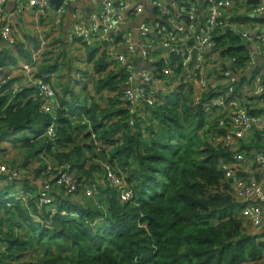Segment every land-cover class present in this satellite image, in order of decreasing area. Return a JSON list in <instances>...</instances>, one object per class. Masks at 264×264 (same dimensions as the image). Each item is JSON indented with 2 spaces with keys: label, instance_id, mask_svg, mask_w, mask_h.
<instances>
[{
  "label": "trees",
  "instance_id": "obj_1",
  "mask_svg": "<svg viewBox=\"0 0 264 264\" xmlns=\"http://www.w3.org/2000/svg\"><path fill=\"white\" fill-rule=\"evenodd\" d=\"M215 41L217 53L234 59L237 68L246 67L249 53L243 40L228 30ZM17 47L20 59L28 62L31 53L22 44ZM93 56L90 52L89 59ZM18 63L3 51L0 79L4 68ZM94 66L99 77L92 103L71 109L64 90L55 119L40 111L37 89L13 91L12 79L0 86V143L17 137L13 144L23 142L24 150L20 167L43 157L36 176L49 172L56 179L58 170L69 166L80 184L73 194L54 185L55 199L45 206L26 181L23 199L0 187V263L261 264L264 231H243L240 205L231 197L222 169L233 153L206 139L216 129L206 127L201 105L192 106V91L181 88L129 127L117 75L106 71L103 60ZM53 69L45 65L38 76ZM103 95L109 96L105 107L95 101ZM51 123H56L53 137L38 132ZM26 132L36 134L22 138ZM258 135L245 152L264 150ZM109 173L126 182L131 200L121 202L108 184ZM93 183L96 195L86 198L84 187Z\"/></svg>",
  "mask_w": 264,
  "mask_h": 264
},
{
  "label": "built area",
  "instance_id": "obj_2",
  "mask_svg": "<svg viewBox=\"0 0 264 264\" xmlns=\"http://www.w3.org/2000/svg\"><path fill=\"white\" fill-rule=\"evenodd\" d=\"M78 0H65L56 10L57 24L62 22L69 5ZM95 2V10L91 14L89 22L83 19L79 13L75 16L72 33L67 38L69 42H80L90 50L97 53L103 52L107 47H115L119 43L117 38L126 29H132L136 33V41H130L129 35H125L122 44L125 53L106 54V71H117L118 92L121 93L120 101L128 111L129 127L135 125V121L142 117L145 110L161 103L166 97L183 88L186 92L192 91V106L203 107L206 114V127L215 126L216 132L206 133V139L214 147L221 146L233 154L230 163H222L225 174L235 201L240 205V216L253 229L264 227V150L252 151L249 156L259 169V175H242L246 160L243 152L239 151L240 141L250 134L264 132V67L259 68L248 80L241 84V76L246 71L237 68L235 60L223 57V61H217L220 65L218 75H212L204 64L205 54L214 51V43L211 40V32L222 25L221 19L228 10L234 8L239 0H203L207 8V16L200 20L194 6H188V0H182L177 20L170 22V15L162 16L157 21H138L133 29L131 19L143 14V8L132 0H89ZM152 6L162 9L159 0H146ZM250 6L249 17L258 21L264 16V0H243ZM8 0H0V54L3 53V44H15L12 38V25L3 22V11ZM17 8L20 12L35 9L36 14H45L50 7V0H17ZM132 14V15H130ZM130 16H132L130 18ZM259 26V24H257ZM126 27V28H124ZM243 42L254 46H264V31L257 30L251 36L242 34ZM46 41L39 39L38 49L32 53L30 63L21 65V70L29 80L25 86L35 88L41 99V111L54 113L59 108L56 92L51 82V75L41 78L35 77L36 71ZM194 52V56H193ZM140 59V69H135L134 61ZM251 60V59H250ZM234 64V65H233ZM253 63L248 62V67ZM137 71V72H136ZM247 75L246 77H248ZM7 82L6 77L0 79V86ZM175 88L170 91V86ZM17 87L14 91H17ZM249 95V96H248ZM246 97V98H245ZM261 101L263 112L258 115L251 114L247 109L249 99ZM207 128L204 129L206 132ZM209 129V128H208ZM55 125L46 130V135L53 137ZM69 166L58 170V178L49 176V172L42 176L47 178L39 185V203L42 206L54 201L50 196L52 187L63 185L68 194L77 191L73 176L68 172ZM107 170V169H106ZM107 172H109L107 170ZM25 174L21 168H9L6 164H0V177L8 183H13ZM55 180V184L51 181ZM108 184L115 188L122 202L133 198L131 190L126 182L115 174H108ZM97 192L95 183L85 189V197L91 198ZM25 194L24 192L21 194ZM20 195V196H21ZM1 264V263H0Z\"/></svg>",
  "mask_w": 264,
  "mask_h": 264
},
{
  "label": "crops",
  "instance_id": "obj_3",
  "mask_svg": "<svg viewBox=\"0 0 264 264\" xmlns=\"http://www.w3.org/2000/svg\"><path fill=\"white\" fill-rule=\"evenodd\" d=\"M132 1H136L137 5L143 8V14L131 19V27L133 29H135L138 21L142 19L149 22L157 21L162 16V13L164 14V17L165 15H170L172 18L169 21L173 22L174 20H177L179 8L183 5L182 0H159L162 5V9H159V7L152 6V4L146 0ZM17 4V0H8L4 7L3 22H9L12 25V38L14 39L15 44L9 45L4 43L3 49L5 55L19 59V63L15 66H8L4 68V72L10 77V79L13 80L15 88L17 85L25 87V84L29 79L25 77V74L20 67L22 64L27 62L24 59H20L17 45L22 44L24 46V50L31 53V59L28 60V63H30L32 60V53L38 49L39 39H44L47 44L44 48V52L42 53V57L40 58L39 65L34 72V76L38 77V74H40L43 66L45 65L55 68L53 69L54 71L50 73L53 80L51 84L54 86L55 91H59L61 97L64 90H66V92L69 91V95H66V100L71 105V109H76L84 103L91 104L92 102L90 101V98L96 97L95 85L99 76L95 73V62L98 60H103L106 64V54L125 53V46L122 44V40L125 35H129L130 41L132 39L136 41L135 31L132 29H126L121 33L120 37L117 38V42L119 43L118 45L115 47H107L103 52L100 53L90 50L80 42H69L67 38L72 33L75 16L80 13L83 16V19L86 22H89L90 16L95 10L94 4L96 3H90L89 0H78L69 5L68 10L60 24L56 23V10L53 6H51L45 14L38 15L36 14L35 9H28L25 12H20L17 8ZM191 5L196 8L200 20L207 16V8L205 7L203 0H188V6ZM249 13L250 6L244 3L243 0L236 2L234 8L224 13L221 19L222 25L211 32V40L216 43L215 40L221 37L222 32L228 30L232 32L233 36L238 37L239 39L243 33L251 36L254 33L256 34L257 30L264 31V16L260 18V23H257L249 17ZM131 17L132 16H130V18ZM257 24H259V26H257ZM244 44L247 47L249 53V61L253 63V65L248 67L249 61L247 62V65L244 68L246 71L240 78L242 80L241 84L247 82L248 80L245 79L251 77L259 68L264 67V46L262 44H255L254 46H251L245 42ZM46 50L48 52H46ZM90 52L94 54L93 59H89ZM46 53L49 54V56H46ZM44 54L45 56L43 57ZM134 64L135 69L138 71V69H140V59L137 58L134 61ZM69 71L71 72L70 76L68 75ZM110 73H113L114 76L117 75V71H112ZM64 75H66V77ZM215 75L217 76L218 72ZM247 75L249 76L246 77ZM101 77H103V75ZM174 88L175 87L171 85L169 89L172 91ZM108 99L109 96L105 97L103 95V100L96 98L95 101L98 102L102 107H105L108 106ZM255 101L256 99L254 98L249 99V103L247 104L248 109L250 111L258 109L263 112L261 108V101L260 103H256ZM258 136L262 137L264 140V132H260ZM24 137H34V134H29L26 132L24 135H22V138ZM257 138V134H250L246 136L245 139L240 141L239 151L247 154L245 155L246 159L249 158V162L245 160L244 168L241 171V174H256L259 178L261 176L259 175V168H255L256 165H253V162L249 156V153H251L252 150L251 152L247 153L243 149H248L250 146H253L255 143H257ZM14 140L15 136H11L0 143V162H4L9 166H19L18 164H22L23 162L22 160L24 150L20 149V147L23 145V142H17L15 144V146L17 145L15 151H18V156H14L13 153L11 154L13 150L9 149L7 146L8 143L13 147ZM7 154H11V156H8ZM20 158H22L21 161L19 160ZM38 167L39 164L36 162V160L32 161L27 166V175L37 170ZM20 180L21 181H17L14 184L11 190L13 194L19 196L24 192V185H26L23 181H26L27 184L31 185V187H35L37 195L39 193V185L41 182H45V180L41 177L35 179L31 183H29L24 177H22ZM98 181H100V179ZM2 183L6 184L7 182L0 179V184ZM3 186L5 185H1V187ZM56 194L57 191L53 186L49 195L55 198ZM242 228L245 233L259 234V232L264 231V227L261 229H253L246 221H243ZM0 251H2V249ZM260 263L264 264V259L261 260Z\"/></svg>",
  "mask_w": 264,
  "mask_h": 264
},
{
  "label": "rangeland",
  "instance_id": "obj_4",
  "mask_svg": "<svg viewBox=\"0 0 264 264\" xmlns=\"http://www.w3.org/2000/svg\"><path fill=\"white\" fill-rule=\"evenodd\" d=\"M46 52H48L47 50H46ZM47 54V53H46ZM45 56V54L43 55V57ZM46 56H49V54H47ZM223 61L224 59H223V57L222 56H217L216 54H215V52L214 51H212V52H210L209 54H205V56H204V64H205V67H206V69H207V71L208 72H210L212 75H215L217 72H218V70H219V68H220V65L218 64V62L217 61ZM110 73V72H109ZM69 76L71 75V72L69 71V74H68ZM65 77H66V75H64ZM69 78V77H68ZM97 82V81H96ZM102 100H103V98H102ZM103 105V104H102ZM127 121H128V119H127ZM7 146L9 147V149H12L13 150V152H11V154L13 153L14 154V156L16 155V156H18V151H15V149L17 148V145L15 146V145H13V147H12V145H10V144H8L7 143ZM11 154H7L8 156H11ZM20 161H21V158L19 159ZM247 160V162H249V158H247L246 159ZM37 161H39V162H42L41 160H37L36 159V162ZM96 164H98V163H96ZM18 165H21V163L20 164H18ZM35 165H36V163H35ZM40 165H42L41 163H40ZM9 168H11V167H9ZM29 183H31V182H33L35 179H38L39 178V176H36V174H35V172H32V173H30L29 175H24L23 176ZM43 177V176H42ZM1 185H6V184H0V186ZM7 189H10V187H6ZM231 197L232 198H234L233 197V194H231ZM260 233V232H259ZM28 260H30V259H28ZM263 264V263H262Z\"/></svg>",
  "mask_w": 264,
  "mask_h": 264
},
{
  "label": "clouds",
  "instance_id": "obj_5",
  "mask_svg": "<svg viewBox=\"0 0 264 264\" xmlns=\"http://www.w3.org/2000/svg\"><path fill=\"white\" fill-rule=\"evenodd\" d=\"M41 57H42V56H41ZM5 75H6L7 80L10 79V77H9V76L3 71V76L5 77ZM45 75H51V74H45ZM3 76H2V77H3ZM43 76H44V75H43ZM38 77H39V76H38ZM41 77H42V76H41ZM41 77H40V78H41ZM14 85H15V84H14ZM14 85H13V87H12L13 91H14V89H15ZM25 87H26V86H25ZM53 87H54V86H53ZM17 88H18L17 90H21V89L24 88V87L17 85ZM26 88H28V87H26ZM56 93H57V94H56V99H57L58 97H61V94L59 93V91H57ZM57 102H58V100H57ZM58 106H59V102H58ZM40 111H41V99H40ZM55 111H56V110H55ZM43 113H44V112H43ZM46 114H49V113H46ZM50 115H52V118L55 119V112H54V113H51ZM51 125H55V129H56V123H51ZM51 125H49V126H51ZM49 126H48V127H49ZM48 127H47V128H48ZM47 128H45V129H44V128H41L38 132L40 133V132L44 131V132H45L44 135H46V130H47ZM28 133H29V134H34V136H35V134H36V132H28ZM24 138H33V137H24ZM16 139H17V137H15V140H16ZM15 140H14V141H15ZM41 158H43V157H40V160H41ZM2 163L5 164L4 162H0V164H2ZM37 163L39 164V167H40V166H41V165H40L41 162L37 161ZM6 165H7V164H6ZM7 166H8V167H11V168H14V167L21 168V169H23V170L25 171V174L27 175V171H28L27 166H26V167H20V166H9V165H7ZM39 167H38V168H39ZM68 172L73 176V174H72V172H73V171H72V168H69V169H68ZM25 174H24V175H25ZM24 175H23V176H24ZM23 176H22V177H23ZM22 177H21V178H22ZM43 177H45V176H43ZM43 177L41 176L42 179H44ZM21 178H20V179H21ZM45 178H46V177H45ZM73 178H74V176H73ZM0 179H2L3 181L7 182L3 177H0ZM20 179H19V180H15L13 183H8V182H7L6 185L3 186V188L10 187L9 190H12L14 184H15L17 181H21ZM74 180H75V178H74ZM77 185H78V187L80 186V184H77ZM0 187H1V186H0ZM86 187H87V186H86ZM86 187H84V191H85ZM6 189H7V188H6ZM24 193H25V194L19 196V195H15V194H13V193L11 192V196H13V197H15V198H22V199H23V198H25V197L28 195V192H25V191H24ZM84 194H85V192H84ZM95 195H96V194H95ZM121 202H122V201H121Z\"/></svg>",
  "mask_w": 264,
  "mask_h": 264
},
{
  "label": "water",
  "instance_id": "obj_6",
  "mask_svg": "<svg viewBox=\"0 0 264 264\" xmlns=\"http://www.w3.org/2000/svg\"><path fill=\"white\" fill-rule=\"evenodd\" d=\"M65 0H50V4L54 7L55 10H57L62 3H64ZM193 56H194V52H193Z\"/></svg>",
  "mask_w": 264,
  "mask_h": 264
}]
</instances>
